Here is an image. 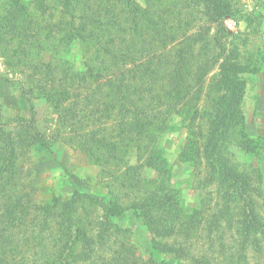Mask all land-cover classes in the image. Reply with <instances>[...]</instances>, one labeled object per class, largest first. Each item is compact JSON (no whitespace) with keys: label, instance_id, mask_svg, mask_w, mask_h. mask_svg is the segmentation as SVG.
I'll use <instances>...</instances> for the list:
<instances>
[{"label":"rangeland","instance_id":"rangeland-1","mask_svg":"<svg viewBox=\"0 0 264 264\" xmlns=\"http://www.w3.org/2000/svg\"><path fill=\"white\" fill-rule=\"evenodd\" d=\"M228 3V14L219 25H213L194 0H162L167 11L181 12L183 25L189 26L188 35H201L202 49L213 51L201 59L200 55L191 56L193 63L200 59L191 69L190 85L193 93L199 89L201 114L195 122L190 116L169 114L162 130H153L139 144L119 148L120 139L126 136L118 129L119 116L106 110L105 95L98 94L95 84L88 85L86 93L78 78L69 86V74L82 72L91 50L79 43L56 44L64 22H69L59 3L0 0V123L7 131L24 129L28 137L17 159L26 213L17 221L11 240L27 245L25 260L30 263L34 257L35 243L45 249L43 256H38L41 264H193L189 258L177 262L174 255L153 250L150 232L142 218L134 215V200L152 189L153 181L162 182L165 177L164 187L175 191L182 244L187 241L192 254L203 258V264H230L227 254L235 226L221 223L223 252L216 234L207 238L206 226L225 205V188L219 191L207 178L209 170L202 159L190 162L181 158L188 140L200 143L206 131L204 111H210L217 98L212 85L219 64L216 59L226 53L221 47L234 49L244 66V96L223 153L238 171L250 175L249 182L264 197V0ZM171 48H167L168 53ZM48 62L55 71V84L71 88L65 104L59 106L38 96ZM28 100L34 107L32 122ZM36 131L43 141L31 144ZM92 134L111 136L116 154L108 153V146L101 149L93 144L91 152H86L84 147L91 146L88 139ZM154 144L164 149L167 174L163 177L145 163ZM137 178L139 189L134 186ZM68 201L73 203L68 209L71 214L64 211ZM109 202L120 207L121 215L106 221ZM84 249L86 253L93 251L89 258L82 255ZM58 251L67 255L63 263L53 260ZM248 257L250 264H264V252L250 251Z\"/></svg>","mask_w":264,"mask_h":264},{"label":"trees","instance_id":"trees-1","mask_svg":"<svg viewBox=\"0 0 264 264\" xmlns=\"http://www.w3.org/2000/svg\"><path fill=\"white\" fill-rule=\"evenodd\" d=\"M54 1L59 3L61 14L69 17V22L63 24L60 38L55 40L56 44L65 42L67 46H72L79 43L91 50L90 61L83 63L82 72L69 74V86L78 78L86 93L87 86L95 84L98 94L105 95L106 110L119 116L118 129L126 136L120 139L119 148L139 144L153 130H162L165 117L169 114L184 115L183 118L190 116L191 122L197 120L201 114L197 105L199 89L195 94L192 92L191 69L194 68L193 64L213 51L202 49L201 35L195 32L187 34L189 26L187 23L183 25L181 12L173 9L167 11L168 6L163 5L162 0ZM194 1L196 6L201 7L205 20L213 25H219V21L229 12L228 0ZM171 45V52L168 53L167 48ZM221 49L226 53L215 60L219 64L212 80L217 98L212 101L210 111H204L203 116L206 131L200 143L188 140L181 158L190 162L202 159L209 170L207 178L217 184L219 191L223 188L226 191L225 205L206 225L207 238L216 234L219 249L223 252L225 242L221 223L225 221L235 226L228 261L230 264H250V251L257 254L264 252V197L249 182L250 175L238 171L223 153L244 96V66L238 62L236 50ZM192 55H200V59L193 63L195 58ZM54 75V68L48 62L42 71L44 81L38 85V96L59 106L65 104L71 88L55 84ZM167 97L169 99L164 100ZM28 103L32 122L34 107L29 100ZM23 130L18 127L7 131L0 123V264H41L38 263V256H43L45 251L34 243L35 253L29 263L25 260L27 245L19 246L18 242L11 241L17 221L26 213L21 200L23 192L17 166V159L23 153L22 146H25L28 138ZM31 138V144L43 141L37 131ZM88 141L91 146L84 147L88 153L93 144L101 149L108 146V153L116 154L113 149L115 140H111V136L92 134ZM189 145L190 148H187ZM163 151L154 144L145 157L146 166L161 177L167 174ZM161 179L163 182L165 177ZM134 182L136 188L140 187V179ZM162 182L153 181L152 189L144 190L142 196L134 200V215L142 218L150 232L153 250L174 255L173 259L177 262L189 258L193 264H203V258L192 254L187 241L182 244L180 216L175 211V191L165 188ZM77 194L76 191L74 196ZM72 200L75 201V198L72 197ZM72 204L71 201L65 204L66 214L72 213L68 211ZM120 215V207L109 202L105 220ZM89 252L86 253L84 249L82 255L89 258ZM66 256L58 251L53 260L63 263Z\"/></svg>","mask_w":264,"mask_h":264}]
</instances>
